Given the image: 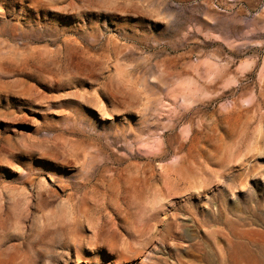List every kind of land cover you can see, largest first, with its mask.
Segmentation results:
<instances>
[{
	"label": "rangeland",
	"instance_id": "1",
	"mask_svg": "<svg viewBox=\"0 0 264 264\" xmlns=\"http://www.w3.org/2000/svg\"><path fill=\"white\" fill-rule=\"evenodd\" d=\"M0 264H264V0H0Z\"/></svg>",
	"mask_w": 264,
	"mask_h": 264
}]
</instances>
